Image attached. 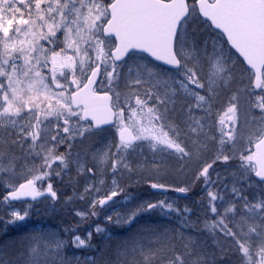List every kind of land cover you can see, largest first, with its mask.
<instances>
[{"label": "snow or ice", "instance_id": "obj_1", "mask_svg": "<svg viewBox=\"0 0 264 264\" xmlns=\"http://www.w3.org/2000/svg\"><path fill=\"white\" fill-rule=\"evenodd\" d=\"M0 264H264V0H0Z\"/></svg>", "mask_w": 264, "mask_h": 264}]
</instances>
